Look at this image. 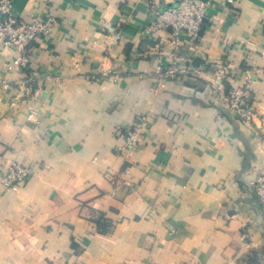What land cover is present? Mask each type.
<instances>
[{
	"label": "crops",
	"instance_id": "crops-1",
	"mask_svg": "<svg viewBox=\"0 0 264 264\" xmlns=\"http://www.w3.org/2000/svg\"><path fill=\"white\" fill-rule=\"evenodd\" d=\"M177 1L12 0L18 18L56 23L25 68L0 50V165L31 171L14 189L0 176V264H264L249 186L264 173V0H209L200 37L174 48L169 29L146 28ZM220 58L235 83L250 69L249 126L222 112L228 82L210 69L159 85V65ZM147 112L122 155L118 129Z\"/></svg>",
	"mask_w": 264,
	"mask_h": 264
},
{
	"label": "built area",
	"instance_id": "built-area-1",
	"mask_svg": "<svg viewBox=\"0 0 264 264\" xmlns=\"http://www.w3.org/2000/svg\"><path fill=\"white\" fill-rule=\"evenodd\" d=\"M226 1L230 4L234 3V0ZM209 4V0H178L164 9L152 8L146 32L154 35L161 30L169 29L168 41L174 48H178L184 36L191 41L200 37ZM55 23V17L48 10L32 13L26 19L18 18L13 11L12 0H0V50L11 48L17 53L11 62L5 63L6 68L11 70L27 67L30 61L31 43L40 37L47 36ZM182 58L185 62L192 61L190 57ZM205 68L212 70L216 77L228 82L227 87L217 92V100L222 107V112L232 116L237 123L251 125L257 116L249 87L250 69H243L244 81L241 83L231 80L233 65L224 58L210 62L204 61L203 65L198 67L172 64L162 68L159 65L156 67V73L160 76L159 85L163 86L166 78L169 77L182 75L201 77ZM106 74V71L101 72L102 76ZM32 80L28 77L21 84L24 86L25 95L31 93ZM2 82L6 84V80ZM149 115V112L143 113L128 127L118 129V136L123 140L118 147L122 155L130 154L137 147L147 129ZM0 169L1 182L12 189L27 180L31 174L25 165L14 160L6 165H0ZM249 186L255 196L258 209L264 216V173L253 176Z\"/></svg>",
	"mask_w": 264,
	"mask_h": 264
}]
</instances>
